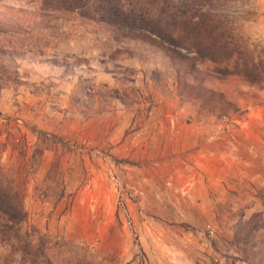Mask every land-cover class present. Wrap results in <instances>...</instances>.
<instances>
[{
    "label": "rangeland",
    "instance_id": "rangeland-1",
    "mask_svg": "<svg viewBox=\"0 0 264 264\" xmlns=\"http://www.w3.org/2000/svg\"><path fill=\"white\" fill-rule=\"evenodd\" d=\"M253 1L256 14H241L239 24L264 45V0ZM180 56L76 13L0 0V173L22 181L27 218L18 233L31 231L34 246L43 237L51 264H264V175L222 183L212 222H202L201 198L189 196L201 195L189 186L194 177H159L178 164L184 142L191 149L186 129L212 132L248 114L264 119V83L220 77L197 57ZM192 65L187 79L220 92L233 110L178 93L177 71ZM117 123L140 147L149 142L152 177L126 176L141 150L116 155ZM20 243L0 239V264H30L28 254L11 251Z\"/></svg>",
    "mask_w": 264,
    "mask_h": 264
},
{
    "label": "trees",
    "instance_id": "trees-1",
    "mask_svg": "<svg viewBox=\"0 0 264 264\" xmlns=\"http://www.w3.org/2000/svg\"><path fill=\"white\" fill-rule=\"evenodd\" d=\"M41 13L73 14L105 23L125 33L146 35L169 50L181 52V58L191 54L200 62L208 63L217 76H235L251 85L264 83V45L254 43L241 32V14H256L253 0H31ZM248 8L251 10H248ZM196 64V63H195ZM194 71H177L178 93L185 92L202 101L212 110L214 104L226 111L232 103L212 89H204L196 78L190 82L186 76ZM215 101L217 103H215ZM51 138L62 144L54 135L38 132L37 137ZM44 138V139H45ZM63 184V177L60 181ZM22 181L19 177L0 173V239L13 237L21 242L18 249L29 255L30 264H51L44 253L45 239L38 236V245L29 239L31 231L19 235L26 222L23 206ZM64 195L61 189L56 199ZM27 239V241H22Z\"/></svg>",
    "mask_w": 264,
    "mask_h": 264
},
{
    "label": "crops",
    "instance_id": "crops-1",
    "mask_svg": "<svg viewBox=\"0 0 264 264\" xmlns=\"http://www.w3.org/2000/svg\"><path fill=\"white\" fill-rule=\"evenodd\" d=\"M5 99L4 94L1 93L0 101L4 102ZM7 117L2 115L4 120ZM258 117V114H248V117L242 121L226 125L219 130L215 129L212 132L211 127L204 129L198 126L196 129H186L185 132L187 130L193 132L194 142L191 144V149H186L184 142L178 164L174 168H170L169 171L168 169L161 171L159 177H194L192 182H188L189 186L195 190L199 189L201 195L191 193L189 196L201 198L204 208L202 205L201 207L206 216V220L202 222L214 220L213 207L215 202L224 198L221 185L228 178L263 177L264 154L260 152L264 150V119L262 116L260 119ZM125 128L126 126L117 123L110 132L114 141L121 142L118 144L116 155L120 158H132L141 150L138 155L141 158L140 161L132 166L128 164L126 176L152 177L151 170L148 168L151 161L146 150L148 148L146 144L149 142H142L143 147H140L131 137L132 133L125 134ZM169 129L174 130L175 128L170 127ZM165 131L161 129L157 132ZM134 145L136 146L134 147ZM176 152L179 153V151ZM70 171L73 172V170ZM67 177L69 176L67 175ZM213 188L220 191L215 194ZM193 203L200 206V203ZM194 226L198 225L194 224Z\"/></svg>",
    "mask_w": 264,
    "mask_h": 264
}]
</instances>
